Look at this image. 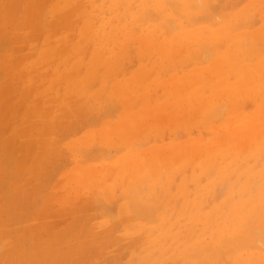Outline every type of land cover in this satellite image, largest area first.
Wrapping results in <instances>:
<instances>
[{
    "label": "bare ground",
    "instance_id": "bare-ground-1",
    "mask_svg": "<svg viewBox=\"0 0 264 264\" xmlns=\"http://www.w3.org/2000/svg\"><path fill=\"white\" fill-rule=\"evenodd\" d=\"M0 1V40L6 37L13 46L0 57V264H264V42H257L263 51L255 60L246 62L256 45L251 34L238 30L258 21L252 1L236 18L225 11L245 0H121L130 29L123 18L99 16L102 25H94L88 13L96 0H32L18 24V13L15 22L8 20ZM45 3L50 5L44 14ZM263 12L262 6L264 19ZM41 13L50 17L42 30ZM77 18L83 25L76 42L69 31ZM202 21L220 25L213 30ZM134 24L141 51L154 48L163 68L191 57L209 70L201 75L197 67L182 79L161 80L155 84L166 101L152 105L146 97L141 108L132 107L127 95L134 81L113 83L106 53L118 47L114 31H126L127 40ZM167 36L171 41L164 43ZM93 39L103 44L91 53L98 67L82 71L81 60L76 62L81 42ZM23 40L30 42V55L19 49ZM181 49L185 55L176 59ZM68 54L74 55L71 62ZM98 72L101 87L90 91ZM107 74L113 78L105 82ZM247 98L253 111L239 106ZM164 122L172 140L182 136L176 128L196 126L199 133L181 144L154 139L149 146V135ZM73 131L81 135L69 138ZM31 192L38 207L30 221L22 220Z\"/></svg>",
    "mask_w": 264,
    "mask_h": 264
},
{
    "label": "rangeland",
    "instance_id": "rangeland-1",
    "mask_svg": "<svg viewBox=\"0 0 264 264\" xmlns=\"http://www.w3.org/2000/svg\"><path fill=\"white\" fill-rule=\"evenodd\" d=\"M7 1V2H6ZM20 0H18V1H16V0H3V2H4V6H1V8H4V10H5V12H7L6 14L8 15L7 16V19L8 20H11V21H13V22H15V18L13 17V16H15V14L14 13H18V14H16L18 17H17V19H16V22L15 23H20V20L24 17V16H27V13H28V11H29V6L31 7L32 5L30 4V2L29 1H32V0H22V1H20ZM97 1V2H96ZM95 2H93V6H90V8H92V10H93V14L90 12V13H88V15L89 16H91L90 17V19L92 20V18H93V20H92V22H93V24L94 25H96L97 24V26H100V25H102V23H100L99 24V22H101V20H99V18L100 17H104L105 18V20H110V21H112V20H114V21H116V20H121L122 18V20H121V23H122V25H127V26H129V29H130V23H131V18H127V19H125V12L123 11V13H122V10H121V7H123V5H122V1L121 0H118V2L116 3V4H114V6L113 5H111V2H110V0H103V1H101V0H99L100 1V3H99V1L98 0H96ZM106 1H107V3H106ZM112 1V0H111ZM250 1H252V6H253V9H254V11H255V13H257V20L258 21H256L255 20V22L253 23V25L251 24L249 27H246V28H240V29H238L239 31H246V32H248L249 34H251V38L252 39H254V40H252L251 42H252V47L254 48L255 47V45H256V48H255V50L256 51H253V53H252V55H250V59H246V62H249V61H254L255 59V57H253L254 55L256 56L258 53H260V52H262L261 51V49L259 48V47H262L261 46V44H263V42H264V35H262V33L264 32V19L262 18V15L260 14V8H262V6L264 7V5H263V3H264V1L263 0H245V1H243V3L241 2L239 5H238V7H236V9H234V10H232V11H230V10H226L225 11V13L226 14H228V13H230L231 12V14L233 13V15H237L239 12H237V11H239V10H241V8L243 7V4L245 3V2H250ZM257 1V2H256ZM2 1H0V3H1ZM18 2V3H17ZM24 2V3H23ZM28 2H29V4L30 5H28ZM259 2H261V3H259ZM6 3V4H5ZM17 3V4H16ZM20 3V5H19V9L17 8V6H18V4ZM103 3V4H102ZM257 3H259L258 5H257ZM45 4H47V3H45ZM44 4V8L42 9V11L41 12H43L44 14L45 13H47V12H44L43 10H46V11H48L49 9V3L47 4V7H45L46 5ZM97 4V5H96ZM254 4H256L255 5V7H254ZM0 5H2V4H0ZM5 5H6V8H5ZM23 5V6H22ZM122 5V6H121ZM14 6H15V8L16 9H18V11L16 10V9H13L14 8ZM106 6V7H105ZM87 7H88V5H87ZM100 7V8H99ZM8 8H10V9H12V12L10 13V9H8ZM24 8V9H23ZM94 8V9H93ZM97 8V9H96ZM103 8H105V9H103ZM120 8V9H119ZM28 9V10H27ZM86 9H88V10H90L89 9V7L88 8H86ZM103 9V10H102ZM111 9H114V12H112V10ZM7 10H9V11H7ZM14 10H16V11H14ZM20 10V11H19ZM99 10V11H98ZM109 10V11H108ZM14 11V12H13ZM23 11V12H22ZM102 11V12H101ZM105 11V12H104ZM115 11H117V12H115ZM229 11V12H228ZM97 12V13H96ZM99 12H101L100 14H99ZM107 12V13H106ZM111 12V13H110ZM43 13H41L42 14V16H44L43 15ZM96 13V14H95ZM117 14V16H116V19H114V14ZM204 13V12H203ZM259 13V14H258ZM10 14V15H9ZM103 14V15H102ZM106 14V15H105ZM124 14V15H123ZM225 14V15H226ZM231 14H229V17H231V16H233V15H231ZM263 14H264V12H263ZM22 15H23V17H22ZM119 15V16H118ZM122 15V16H121ZM224 15V16H225ZM260 15V16H259ZM41 16V15H40ZM41 16V17H42ZM100 16V17H99ZM13 18V20H12V18ZM41 17H39V19L41 18ZM95 17V18H94ZM20 18V19H19ZM49 13H48V15L46 14V16H44V19L46 20V22H44L45 20L44 19H42L41 18V22H43L42 23V25H41V22H39L40 20L38 19L37 21L40 23V28H41V30L42 29H44V28H46V26H48L46 23H47V21L49 20ZM236 18H239L238 16H236ZM19 19V20H18ZM74 19V18H73ZM99 20V21H95V20ZM125 19V20H124ZM18 20V21H17ZM42 20H44V21H42ZM72 20V19H71ZM78 20V18L77 19H75L72 23H71V28L73 29H71L69 32H70V35L72 36V37H74V41H78V33H76V32H78L79 31V29L82 27V25H83V22L81 21V20H79V21H77ZM263 20V21H262ZM261 21V22H260ZM78 24H77V23ZM82 22V23H81ZM204 24H206V22H204V21H202ZM201 22V24L200 25H204L203 23ZM257 22V23H256ZM74 24H76V26L74 25ZM80 24H82V25H80ZM208 24V23H207ZM206 24V27L208 26V28L209 29H213V30H216L217 28H218V26L220 25V24H215V25H213L212 26V23H209V25H207ZM210 24H211V26H210ZM114 26H115V24H113ZM261 25L263 26V28H261ZM41 26H43V27H41ZM116 26H118V24H116ZM256 26H257V28H256ZM74 27H76L75 29H74ZM132 27H133V30L131 31V34H128V36H127V34H126V37H127V40H126V38L124 37V33L126 32H123L124 30H122L121 32H118L117 30L116 31H114V35H113V39L112 40H114L115 42H114V44L116 45V46H118V47H115V49H112V53H109L108 54V52L107 51H102V53L104 54V52H107L106 53V56L108 55L110 58H112L111 60L112 61H108V63H109V65L112 67L109 71H113L116 75H115V78L113 79V83H115V82H123L124 84H131V83H133V81H134V83L133 84H131V86L135 89L134 91H132V92H130L129 91V93H128V95H127V98H129L130 99V102H131V106L132 107H134L135 106V108H141V104L143 103V102H146L145 101V99H146V97L147 98H149L150 97V99H147V101L148 102H150L151 101V103L150 104H152V105H155L157 102H161V101H166V96L164 95V92H163V90H162V88L160 87V86H158L157 84H155V83H160V81L162 80V81H164L166 78L168 79V78H171V77H178L179 79H182V78H184V75L185 74H187V73H190V72H192V70H194L195 68H200L201 67V69L199 70V72L201 73V75L203 74V72H207L208 70H209V68L207 67V63H200V62H196V63H194L193 62V60H191V57L190 58H188L187 60H191V62H192V64H188V63H191V62H188L187 60H185V61H183L182 63H176L175 65H174V67H172V66H170V67H167V66H165L164 68L161 66V65H163L164 63H161V59H160V56L153 50V49H150L149 50V52L148 53H143L142 51H141V46H143V45H141V38L135 33H133L134 32V29H135V24L134 25H132ZM119 28L121 29L122 28V26L119 24ZM256 28V29H255ZM261 28V29H260ZM46 30L47 29H45V30H43L44 31V33H43V31H39V33H38V35H37V37H36V42L34 41V43H37V44H35V48H39V47H41V45H42V42H43V39H44V37H45V33H46ZM75 30V31H74ZM260 30H262V31H260ZM161 31H163V30H161ZM258 31V32H257ZM41 32H42V34H41ZM73 32H75L74 33V35H73ZM123 32V33H122ZM164 32V31H163ZM257 32V33H256ZM262 32V33H261ZM108 32H106V36H108V34H107ZM117 33H118V35H117ZM255 33H256V35L257 36H255ZM261 33V34H260ZM40 34H41V37H40ZM133 34V35H132ZM160 34V33H159ZM223 35H224V33H222ZM43 36V37H42ZM121 36V37H120ZM170 36V35H169ZM228 35H226V37H227ZM259 36H261L260 38H257V37H259ZM262 36H263V38H262ZM131 37V38H130ZM225 37V42H227V41H230L231 40V37L230 36H228L227 38ZM2 38V37H1ZM5 38L6 37H3L2 39H3V41L4 42H2L1 40H0V57L3 55V54H5V55H8V54H10V52L12 53V49H10L11 47H13L12 46V44H11V46H10V43H9V46H8V44H6V40H5ZM78 38V39H77ZM117 38V39H116ZM159 38H161V37H159ZM167 38V40H166V42H164V43H167V42H170L171 40H170V38L167 36L166 37ZM262 38V39H261ZM116 39V40H115ZM26 40V39H25ZM39 41V42H38ZM85 41H87V40H85ZM85 41H83V42H81V48H82V50H81V52H82V54L81 55H79V57L77 58V60H76V62H78V61H80L79 63L81 64H83V66L84 67H81V69H82V71H85V70H87V69H90V68H95V67H98V66H94L93 65V61H91V56H93L91 53H93L99 46H102L103 44L102 43H99V42H97V41H95V39H93V40H91L89 43L88 42H85ZM95 41V42H94ZM254 41H256V42H254ZM263 41V42H262ZM10 42V41H9ZM23 42V44H24V47L26 46V48H24V47H19V49H21V50H23L24 52V54H28V55H30L31 54V51H30V42L29 43H25L24 42V40L22 41ZM136 42V43H135ZM254 42V43H253ZM257 42H259V43H261V44H258L257 45ZM3 43V44H2ZM8 43V42H7ZM86 43V44H85ZM88 43V44H87ZM126 43V44H125ZM131 43V44H130ZM1 44H2V46H1ZM5 44V45H4ZM83 44V45H82ZM130 44V45H129ZM134 44V45H133ZM34 45V44H33ZM88 45H90V47L88 46ZM4 46H7V47H9V52H8V48L7 47H4ZM37 46H39V47H37ZM85 46V47H84ZM89 47L88 48V50L87 49H85V48H87V47ZM128 46H129V49H128ZM133 46H134V49H133ZM259 46V47H258ZM257 47H258V51H257ZM5 48V49H4ZM7 48V49H6ZM24 48V49H23ZM91 48V49H90ZM197 48V47H196ZM29 49V50H28ZM137 49V50H136ZM264 49V48H263ZM12 50V51H11ZM26 50V51H25ZM28 50V51H27ZM135 50V51H134ZM4 51V52H3ZM87 51V52H86ZM181 51H183V49H181ZM190 51H191V49H190ZM6 52V53H5ZM8 52V53H7ZM22 52V51H21ZM258 52V53H257ZM264 52V51H263ZM118 53V54H117ZM125 53H127V54H125ZM129 53V54H128ZM133 54V56L132 55H130V54ZM150 53V54H149ZM176 53H178V54H176ZM175 54H176V56H175V58L179 55V57H181V55H182V53L185 55V52L183 51V52H181L180 53V50H178L177 52H176ZM138 54V55H137ZM154 54V55H153ZM69 55V54H68ZM124 55H125V58L126 59H124V61L127 63V64H123V58H124ZM127 55V56H126ZM129 55V56H128ZM134 55H135V57H134ZM72 56H74L73 54H70L69 56H68V59H70V57H72ZM88 56V57H87ZM113 56V57H112ZM145 56H147V57H145ZM154 58H153V57ZM35 57V56H34ZM143 57V58H142ZM144 57L146 58V59H144ZM214 57V56H213ZM253 57V58H252ZM84 58V59H83ZM178 58V57H177ZM176 58V59H177ZM252 58V59H251ZM130 59H132V60H130ZM135 59V62L133 61ZM155 59V60H154ZM91 62H90V61ZM137 60V61H136ZM140 60V61H139ZM150 60V61H149ZM189 60V61H190ZM70 62L72 61L71 59L69 60ZM74 61V60H73ZM83 61V62H82ZM129 61H131V62H129ZM147 61V62H146ZM155 63H153V62ZM187 61V62H186ZM116 62V63H115ZM87 63H89L88 65H87ZM145 63H148V65L147 64H145ZM156 63H158V64H156ZM198 63V64H197ZM79 64V65H80ZM129 64L130 65H133V66H131V68L130 67H127V66H129ZM180 64V65H179ZM188 65V66H183V67H181V65ZM127 65V66H126ZM154 65V66H153ZM168 65V64H167ZM177 65V66H176ZM124 66V67H123ZM149 66V67H148ZM157 66V67H156ZM158 66H160L161 68H159ZM86 67V68H85ZM115 67V68H114ZM141 67V68H140ZM155 67V68H154ZM180 67V68H179ZM128 70H127V69ZM140 68V69H139ZM166 68H169V71H168V69H166ZM170 68H173L172 70L170 69ZM178 68V69H177ZM183 68H184V70H183ZM191 68V69H190ZM193 68V69H192ZM131 69V70H130ZM176 69H177V71H176ZM189 69H190V71H189ZM203 69H204V71H203ZM90 70H92V69H90ZM120 70H121V72H120ZM128 72H127V71ZM148 70V71H147ZM159 70H161L160 72H159ZM164 70V71H163ZM118 71H119V75H118ZM123 71H126V72H123ZM147 71V72H146ZM153 71V72H152ZM179 71V72H178ZM1 72V71H0ZM146 72V73H145ZM158 72H159V74H158ZM164 73V75H163V73ZM167 72V73H166ZM177 72V73H176ZM2 73V72H1ZM99 74H97L95 77H93L92 78V80H93V82L92 81H90L89 83H90V85L92 86V87H90L89 86V84H88V86H87V89H89L90 91H94V90H96V89H99L100 87H101V81H102V79H103V77H100L101 76V74H102V72L100 73V72H98ZM121 73V74H120ZM125 73V74H124ZM128 73V74H127ZM133 73V74H132ZM136 73H137V75H136ZM144 73V74H143ZM152 73H153V75H152ZM170 73V74H169ZM175 73L177 74V75H175ZM184 73V74H183ZM82 74V73H81ZM135 74V75H134ZM149 74H151L152 76H149ZM167 74V75H166ZM180 74V75H179ZM88 75V74H87ZM100 75V76H99ZM129 75V76H128ZM142 75H144V77L142 76ZM171 75V76H170ZM82 76H85V72H83V74H82ZM90 75H88L85 79H87L88 77H89ZM104 76V75H103ZM150 77V78H148L147 80H146V78L147 77ZM165 76H167V77H165ZM183 76V77H182ZM2 76H0V78H1ZM136 77V78H135ZM139 77V78H138ZM161 77V78H160ZM100 78V79H99ZM102 78V79H101ZM112 78H113V76H111V75H108L107 74V76H106V78H105V82L106 81H109L110 79L112 80ZM122 78V79H121ZM2 79L3 78H1L0 79V83L2 82ZM97 79H98V82H97ZM133 79V81H131V80ZM137 79V80H136ZM150 79V80H149ZM153 79V80H152ZM157 79V80H156ZM124 80H125V82H124ZM143 80H145V82H144V84L145 85H143L142 86V82H143ZM96 83H95V82ZM136 81V82H135ZM141 81V82H140ZM153 81V82H152ZM95 83V85H93ZM136 83V84H135ZM141 83V84H140ZM152 83V84H151ZM155 84V85H154ZM162 84V83H161ZM161 84H159V85H161ZM98 85V86H97ZM106 86V88L108 89V87H109V85H110V82L108 83H106L105 84ZM179 85V84H178ZM20 86V85H19ZM18 86V87H19ZM108 86V87H107ZM126 86V85H125ZM135 86V87H134ZM140 86L142 87V89H140L139 90V88H140ZM180 86V85H179ZM18 87H16V90H17V88ZM90 87V88H89ZM98 87V88H97ZM106 88L104 89V91L106 90ZM154 88V89H153ZM156 88H158L157 90H156ZM161 88V89H160ZM144 89V90H143ZM152 89H153V91H152ZM150 90V91H149ZM140 91V92H139ZM147 91V92H146ZM158 91H160L159 92V94H157V92ZM106 92H107V90H106ZM105 92V93H106ZM152 92H155V93H152ZM145 93V94H144ZM148 93H150V94H148ZM144 94V95H143ZM147 94V95H146ZM154 94V95H153ZM164 95V98H163V95ZM143 95V96H142ZM158 95V96H157ZM159 95H161L160 96V98H159ZM134 96V97H133ZM144 97V98H143ZM152 97H153V99H152ZM30 98V97H29ZM27 99L28 101H31V98L30 99ZM132 99H134V100H132ZM137 100V101H136ZM157 101V102H156ZM250 102L249 104L247 103V102ZM136 102V104H134ZM138 102V103H137ZM247 104H246V103ZM244 103H240L239 104V106L240 107H242L243 105H249V107H248V109L246 108V107H244V109H246L247 111H253L254 110V105H253V101L251 100V99H249V98H247V101H245ZM103 103V102H102ZM134 104V105H133ZM251 104V105H250ZM138 106V107H137ZM251 106V107H250ZM243 109V110H244ZM89 112H91L92 114L94 113H96L97 112V109H96V111L94 110V109H90V110H88ZM94 111V112H93ZM85 113H86V111H85ZM119 113H120V111H119ZM118 113V114H119ZM83 114V113H82ZM81 114V115H82ZM115 114V113H114ZM118 114L115 116V117H117L118 116ZM85 116V118H87V116L88 115H84L83 114V117ZM112 116V115H111ZM108 117H110V116H108ZM106 119H109V118H105L104 120H106ZM117 118H110L109 120H111V121H117L116 120ZM80 123H82V124H84V122H80ZM80 123H78L77 125L78 126H82V124L80 125ZM77 125L75 126V127H72V129L74 128L75 130L77 129ZM163 128H162V130L159 132V133H157V132H152V134H150L149 136L150 137H148V138H151V141H150V143H149V146L155 141L154 139H157L159 142L158 143H161V145H169V144H171V142L172 141H175V144H181L182 143V141L183 142H185L184 140H187L189 137H191V136H194V135H197L198 133H199V129L196 127V126H194V127H189V129H188V126H186L185 128H176L177 130L176 131H181L180 133L182 134V136L181 135H179L180 133L178 132L177 134L179 135L178 136V138L177 139H173L172 140V137L171 136H173V132H172V130L171 129H169L168 127H167V125L165 124V122L163 123ZM94 126H89V127H85L86 129H84L83 131H82V133H84L86 130H88V129H92ZM165 127V128H164ZM95 128V127H94ZM98 127H96V129H97ZM71 129V130H72ZM166 129V130H165ZM181 129V130H180ZM183 129V130H182ZM187 129H188V131H187ZM191 129V133H189V130ZM195 131H194V130ZM165 131V134H163V132ZM198 131V132H197ZM69 132V131H68ZM67 132V133H68ZM71 132V131H70ZM75 132H77V130L75 131ZM194 132V133H193ZM203 132H205V131H203ZM80 133V134H79ZM168 133V134H167ZM174 133H176V132H174ZM185 133V134H184ZM188 133V134H187ZM206 133V132H205ZM72 134H74V136L72 135ZM159 134H161L160 136L161 137H159V136H157V135H159ZM163 134V135H162ZM168 136H167V135ZM172 134V135H171ZM190 134V135H189ZM72 135V136H71ZM71 135L69 136V138H76L78 135H81V132H78L77 134L76 133H74V131L71 133ZM156 135V136H155ZM185 135V136H184ZM204 136H207L206 138H208L209 137V134L207 135V133L206 134H203ZM167 136V137H166ZM157 137V138H156ZM163 137H164V140H163ZM171 137V138H170ZM169 138V139H168ZM152 139H153V141H152ZM172 140V141H171ZM176 140L177 141H179L180 143H178V142H176ZM166 142V143H165ZM144 146V145H143ZM186 167L187 166H185V169H186ZM194 167V166H193ZM66 169V168H65ZM184 169V168H183ZM188 171V170H187ZM188 172H190V174H191V171H188ZM187 172V173H188ZM177 173V172H176ZM186 174V173H185ZM190 174L188 173V177L187 178H189L190 177ZM187 176V175H186ZM180 179V178H179ZM5 188H7L8 189V187L7 186H5ZM6 189V190H7ZM12 190V189H11ZM11 194L12 193V191L11 192H7V195H9V194ZM33 193L31 192L30 193V195L28 196V198L29 199H26V201L22 204V207L24 206H27V207H21L22 208V211L24 212L23 214H22V220H24V219H26L27 221H30V219H31V217H32V215H33V212H35L36 211V208L38 207V206H34V199H36V197L37 196H34L33 197V195H32ZM32 195V197H30ZM8 197H10V195L8 196ZM29 202V203H28ZM27 203V204H26ZM31 203V205L30 206H32V204H33V206L35 207H33L32 206V209L30 208V209H28L29 207V204ZM10 208V207H9ZM25 210V211H24ZM27 210H30V211H28L27 212ZM35 210V211H34ZM33 211V212H32ZM8 212H10V216H12L13 215V212H12V210H8ZM32 212V213H31ZM28 213V214H27ZM27 214V215H26ZM28 215L30 216V217H28ZM25 216V217H24ZM27 217H28V219H27ZM37 218L38 217H36V220H37ZM60 225V224H59ZM126 252L127 251H125V254H126ZM125 257H127V259H129L130 258V256H129V254H128V252H127V254L125 255Z\"/></svg>",
    "mask_w": 264,
    "mask_h": 264
}]
</instances>
